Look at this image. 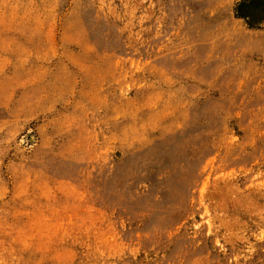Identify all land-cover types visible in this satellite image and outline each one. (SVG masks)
<instances>
[{"label":"rangeland","instance_id":"rangeland-1","mask_svg":"<svg viewBox=\"0 0 264 264\" xmlns=\"http://www.w3.org/2000/svg\"><path fill=\"white\" fill-rule=\"evenodd\" d=\"M0 264H264V0H0Z\"/></svg>","mask_w":264,"mask_h":264}]
</instances>
